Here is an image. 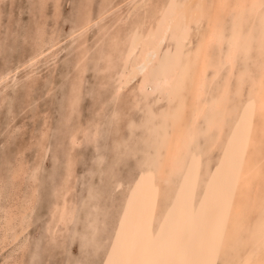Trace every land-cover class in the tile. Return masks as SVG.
<instances>
[{
    "label": "bare ground",
    "instance_id": "6f19581e",
    "mask_svg": "<svg viewBox=\"0 0 264 264\" xmlns=\"http://www.w3.org/2000/svg\"><path fill=\"white\" fill-rule=\"evenodd\" d=\"M124 3L128 8L121 11ZM102 4L97 15L83 13L81 24L68 36L91 29L95 19L98 23L106 15L111 19L109 13L120 10L111 22L114 30L110 33L104 26L110 49L103 56V73L108 74L101 82L109 79L110 96L120 104L122 99L117 98L134 83L127 89L126 103L116 102L119 106L108 113V121L116 133L117 162L137 158L136 169L115 178L111 194L115 197L121 190L115 208L93 202L97 212L90 209L85 217L73 207L65 186L52 207L49 232L55 237L64 228L71 230L78 219H86L82 244L93 242L89 247L99 264H264V0H103ZM44 33L39 34L42 44L24 64L48 52L55 55L61 33L48 41ZM85 49L77 53L84 69ZM82 71L76 72L78 77ZM78 92L74 89L72 107ZM89 123L73 126L72 143L84 140L79 141L81 133L93 139L101 134L98 121ZM20 163L13 179L30 171ZM32 193L26 200L14 197L0 213V252L20 245L35 207ZM110 210L116 219L109 218ZM95 222L102 223L99 232ZM107 230L110 234L100 240L99 233ZM88 233L91 238L86 239ZM99 246H107L100 257ZM75 258L68 264L86 261Z\"/></svg>",
    "mask_w": 264,
    "mask_h": 264
},
{
    "label": "rangeland",
    "instance_id": "374dc122",
    "mask_svg": "<svg viewBox=\"0 0 264 264\" xmlns=\"http://www.w3.org/2000/svg\"><path fill=\"white\" fill-rule=\"evenodd\" d=\"M39 1L41 0H0V77L6 76L0 82V189L4 191L0 196L1 215L6 211L5 207L8 208V205L12 203L9 201H13L14 197L15 200L18 198L26 200L29 195L33 194L32 192L35 191L36 194L35 207L30 214L29 225L26 232L24 231V236L21 237L20 245L12 244L2 250L0 264H66V260L68 264L74 260L73 257H76L75 260L86 259L83 264H99L95 262L97 257H94V248L89 247L94 246L93 242L90 239V241L87 240L88 247L82 244L85 239L81 233L88 225L86 219H78L71 224L72 226L74 224L71 230L64 228V230L58 231L54 235L55 237L52 236L53 234L51 235L47 227L51 219L52 207L65 186L69 187L68 198L73 203V207L80 213V217H85L90 209H92V213L96 211L97 207L93 205V202L97 203V206L105 204L106 206L113 205L115 208L121 193L119 190L115 197L111 194L112 187L117 181L115 178L127 176L131 169H136L137 158L129 159L128 157L124 161L117 162V149H115L113 140L116 133L108 121L111 117L108 113L112 114L117 106L123 105V102L127 101L128 90L134 83L127 88L128 90H124L125 92L120 98H117L118 100L122 99L121 104L118 101V105L117 100L115 101V98L110 96V91L113 89L108 90V85H111L109 79L101 82L108 74L106 70L103 73V65H105L103 56L110 49L106 32L110 31L111 33L114 30L111 22L116 15L115 12L125 11L128 7L124 3L122 9L115 10V14L113 11L111 12L114 14L113 16L109 13L111 19H107L108 15H106V19L104 18L105 22L103 19H98L100 20L98 23L99 21L97 22L95 19L89 26L91 29L87 28L90 33L85 29L83 31H87L86 34L82 31L72 37L68 34L81 24L83 15L87 13L97 15L99 9L102 8L100 6H103V0H94V2L93 0H50L49 2L42 0L43 3L46 1L43 4L45 6ZM84 4L86 9L87 5H90V12H87L89 8L83 10ZM77 23L80 24L77 25ZM104 26L109 31L103 33ZM97 31L106 38L103 39L104 36L101 37L96 33ZM43 32H45V41L60 36L62 42L57 46L55 55L49 56L52 53L48 52L47 59L45 54L38 61L32 63L34 65L29 63V67L24 63L42 44L39 34ZM55 32L58 35L61 34L57 36ZM98 35L100 37H97ZM74 37L80 38V40ZM85 38L87 43H85ZM101 41H104L105 45ZM91 42L97 44L99 42V48L97 44L96 46ZM81 45L84 49L87 47L85 50L88 55L84 60L85 65H81L86 66L85 69L80 68L78 63L79 54L84 51V49L79 51ZM93 46H96L100 51L95 50L96 47L94 49ZM99 55L103 60L102 63ZM25 56L29 57L26 59ZM21 59H23V63L20 61ZM19 61L20 63H18ZM12 66L16 70L19 66V71L17 70L19 73ZM4 69H7L6 75L2 73ZM79 69L83 71L78 77L76 72ZM7 71L10 73L9 75ZM28 73L31 74L28 75ZM10 75L12 79L9 77ZM103 88L109 92L104 91ZM110 88H113L112 85ZM74 89L79 92L76 105L72 107L71 100ZM96 121L100 123L99 132L101 134H98V137L93 139L81 133L79 141L84 139L83 141L78 144L71 142V132L75 124L84 123L87 126V123L90 122L89 125H91ZM20 162H24L27 170H30L27 171L30 175L27 173L20 178L22 181L18 178H16L18 180L13 179V174ZM34 171L35 173H32ZM77 201L79 206L76 208ZM100 203L102 204L99 205ZM78 208L81 209V212ZM113 211L110 210L111 214L114 213ZM109 218L114 220L117 216L112 214ZM100 223H94L101 227L98 228V232L103 227ZM106 234L109 235L110 232L108 230L100 232L98 238L104 240ZM87 237L91 238V234L88 233L86 239H88ZM99 248L100 255L98 256L100 257L107 250V246H99ZM12 251L15 252L14 256L13 254L9 255Z\"/></svg>",
    "mask_w": 264,
    "mask_h": 264
}]
</instances>
